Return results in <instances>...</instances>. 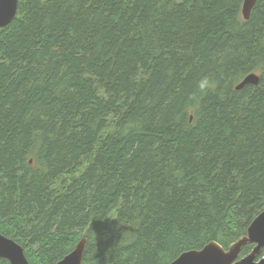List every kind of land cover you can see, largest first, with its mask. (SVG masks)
<instances>
[{"label":"trees","instance_id":"16d2710c","mask_svg":"<svg viewBox=\"0 0 264 264\" xmlns=\"http://www.w3.org/2000/svg\"><path fill=\"white\" fill-rule=\"evenodd\" d=\"M17 2L0 30V234L29 264L82 238L81 264H170L243 237L264 210V0L248 21L243 0Z\"/></svg>","mask_w":264,"mask_h":264},{"label":"water","instance_id":"95a60500","mask_svg":"<svg viewBox=\"0 0 264 264\" xmlns=\"http://www.w3.org/2000/svg\"><path fill=\"white\" fill-rule=\"evenodd\" d=\"M257 0H243L241 17L248 21ZM17 0H0V30L7 27L17 13ZM259 76L251 73L236 85L240 91L245 86H256ZM31 163V162H30ZM86 241L80 239L74 249L56 264H81ZM246 246H252L251 251L240 257ZM258 256L259 259H258ZM0 259L9 264H29L24 256L22 247L13 240L0 234ZM170 264H264V210L249 224L245 235L223 249L215 242H210L200 250L187 251L178 256Z\"/></svg>","mask_w":264,"mask_h":264},{"label":"clouds","instance_id":"9594fccd","mask_svg":"<svg viewBox=\"0 0 264 264\" xmlns=\"http://www.w3.org/2000/svg\"><path fill=\"white\" fill-rule=\"evenodd\" d=\"M198 87L201 90H204V89L210 87V81H209V79L207 77H204L203 79H201V81L198 84Z\"/></svg>","mask_w":264,"mask_h":264},{"label":"rangeland","instance_id":"374dc122","mask_svg":"<svg viewBox=\"0 0 264 264\" xmlns=\"http://www.w3.org/2000/svg\"><path fill=\"white\" fill-rule=\"evenodd\" d=\"M260 256H258V259H259Z\"/></svg>","mask_w":264,"mask_h":264}]
</instances>
